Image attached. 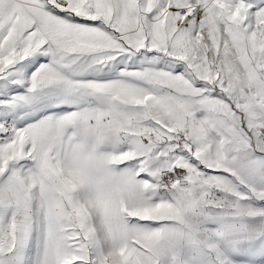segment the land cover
Returning a JSON list of instances; mask_svg holds the SVG:
<instances>
[{
    "label": "snow or ice",
    "instance_id": "1",
    "mask_svg": "<svg viewBox=\"0 0 264 264\" xmlns=\"http://www.w3.org/2000/svg\"><path fill=\"white\" fill-rule=\"evenodd\" d=\"M0 264H264V0H0Z\"/></svg>",
    "mask_w": 264,
    "mask_h": 264
}]
</instances>
